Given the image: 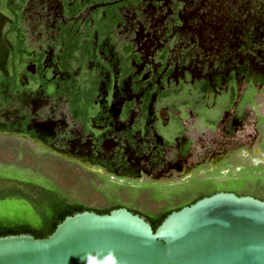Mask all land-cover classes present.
I'll list each match as a JSON object with an SVG mask.
<instances>
[{
  "label": "flooded vegetation",
  "instance_id": "af4514ba",
  "mask_svg": "<svg viewBox=\"0 0 264 264\" xmlns=\"http://www.w3.org/2000/svg\"><path fill=\"white\" fill-rule=\"evenodd\" d=\"M140 1L120 6L121 20L113 31L125 21L124 8ZM150 1L151 5L159 2ZM10 2L0 0V109L5 108L6 113L0 118V136L18 137L38 151L74 160L94 175L109 174L116 178V185L145 186L165 192L176 185L179 194L188 193L179 205L219 189L262 197L258 193L262 191L216 188L212 176H197L198 171L220 172L221 168L238 164L230 161L233 151L210 145L198 134L192 137L187 127L191 121L204 124L214 119L207 124L224 135H232L240 128L247 118L244 101L249 99V87L264 85V49L260 50L259 60L251 51L234 60L232 55L220 59L217 55H224L220 54L224 45L236 55L237 44L232 39L236 36L226 32L230 29L234 33L232 26L225 21L215 24L213 18L201 14L195 21L183 17L172 23L183 25L184 47L196 48L195 56L185 54L183 48L182 54L173 58L170 25L164 33L135 34L133 41L117 42L115 33L110 35L111 40L97 32L82 33L81 39L88 37L90 47L68 51L64 47L68 35L61 34L62 27L73 28L76 23L83 27L93 10L105 3L92 2L69 16L65 3L57 0L66 19H59L50 48L30 50L25 45L20 18L12 26L13 18L6 6ZM86 7H90L89 15L74 18ZM69 22L71 25L66 24ZM90 25L92 28V22ZM20 30L23 41L19 45ZM258 34L264 37V31ZM223 40L229 42L225 44ZM126 44L131 46L128 50L124 49ZM252 45L248 47L254 50ZM20 46L28 52L20 50ZM80 52L84 57L77 58ZM75 82L83 87L84 94L76 99L70 91ZM241 82L245 88L238 92ZM185 98L191 99L190 107L184 102L176 105ZM220 102L225 106L219 107ZM252 150L247 156L263 163L264 151L257 152L256 146ZM0 179L10 181L0 185V193L12 183L17 186L20 180L3 174ZM256 185L246 184L248 189ZM195 186L197 189L191 193ZM99 189L108 196L112 193ZM122 205L128 209L141 206L125 202Z\"/></svg>",
  "mask_w": 264,
  "mask_h": 264
},
{
  "label": "rangeland",
  "instance_id": "374dc122",
  "mask_svg": "<svg viewBox=\"0 0 264 264\" xmlns=\"http://www.w3.org/2000/svg\"><path fill=\"white\" fill-rule=\"evenodd\" d=\"M263 1L264 0H159L156 5H151L150 0H142L134 4H129L124 8L123 16L125 21L118 24L115 28V39L117 42L125 39L133 41L135 34L143 35V33L149 32L164 33L165 27L170 25L173 27L171 31L173 37L169 44L171 46L173 58H175L181 55L182 52L180 51L185 48L186 42L184 39L186 37L184 34L186 32L183 30L182 24L173 25V21L175 22V20L178 19L183 20V17L194 18L195 21L197 17L199 18L200 15L203 14V16L213 18L215 24H219L220 21L227 22V25L231 24L234 33H231L230 29L226 32L235 34L236 36L235 38L232 37L233 41L237 44L235 47L236 55L233 56L234 51L229 50L226 48L227 46L224 45L220 52V54L224 53V55H217L220 59H227L229 58L228 55H232V59L234 60L241 54L245 56V54H247L246 52L251 51L255 59L259 60L262 59L260 50L261 48L264 49V37L262 36L261 38L259 34L258 36L256 34L258 31H264V7L261 6ZM89 13L90 7H86L74 18L83 19L85 16L89 15ZM59 19H66V17L62 15V9L61 6L57 4V0H24L22 3L19 25L25 33L26 47L30 50L36 48H50L53 43V36L56 33V26ZM219 32H222L221 29ZM136 37L137 36H135V38ZM249 39L252 41H249ZM224 42L226 44L229 41L223 40V43ZM248 45H252L254 50H251ZM231 48L234 47L231 46ZM184 53L189 54V56L194 54L195 56L196 48H191L189 46L187 49L185 48ZM244 88L245 83L241 82L238 84V92H242ZM249 89V99L244 101L247 107V118L244 123L240 124V128L236 130L234 134L224 135L218 131L217 128L215 129L214 125L212 126L206 123L200 124V122L197 121L193 123L191 121L187 128L192 137L195 138L198 134L210 145H214L215 147L221 146L226 148V150L233 151L230 161L233 160L238 164L230 168H221L220 172H218V169L213 172L198 171L197 176H212V184L216 185V188H237L245 192L258 190L262 191L258 193L264 195V162L258 163L253 158L251 159L247 156V153L249 151L251 152L252 148H255V146L257 147V152H259V149L264 151V85L254 84L249 87ZM61 106H63V103ZM66 109L67 107H64L65 111ZM5 114V108H1L0 118ZM4 142L6 144L13 142V144L19 146V149H25L30 152V154H33V151H38L28 142L20 140L18 137H7ZM4 148H7L5 144ZM20 162L21 160L15 163H6L0 160V174L19 178L20 180H17L18 187L29 188V185H27L25 181L45 185L51 184L50 180L31 170V168L23 166L22 162ZM70 163L73 167H80L74 160H70ZM82 170L84 169H81V171ZM88 173L90 174L91 172L88 171L87 174ZM82 174L85 176L86 172L83 171ZM91 179L96 189L102 188L106 192L108 191V187L112 185L109 191L110 193L111 191L115 192L116 196L114 198L109 197L110 201H117L119 199L125 203L141 205L138 206V208L147 211V213H152V206L161 207L162 205L175 206L182 204V201L185 200L188 194L186 193L184 196L179 194V189H176V185L168 189L167 192L163 190H154L145 186L127 187L119 184L116 185L114 184L117 182L116 178L111 177L109 174L105 176L92 174ZM9 182L10 181H6L4 184L7 185ZM252 182L257 185L248 189L246 184ZM196 187L197 186H195V189H190V192L193 193V191L197 189ZM168 192H170L171 195L169 193L168 197H164ZM0 218L4 221L28 220L33 223L37 220V216L29 203L16 195L0 197Z\"/></svg>",
  "mask_w": 264,
  "mask_h": 264
},
{
  "label": "water",
  "instance_id": "95a60500",
  "mask_svg": "<svg viewBox=\"0 0 264 264\" xmlns=\"http://www.w3.org/2000/svg\"><path fill=\"white\" fill-rule=\"evenodd\" d=\"M5 180L0 179V185ZM264 264V199L219 189L170 210L155 226L125 206L66 215L46 236L0 235V264Z\"/></svg>",
  "mask_w": 264,
  "mask_h": 264
},
{
  "label": "trees",
  "instance_id": "16d2710c",
  "mask_svg": "<svg viewBox=\"0 0 264 264\" xmlns=\"http://www.w3.org/2000/svg\"><path fill=\"white\" fill-rule=\"evenodd\" d=\"M23 1L24 0H12V2L6 4L13 18V27H15L14 25L17 23L16 19L21 16ZM97 1L104 2L105 4L93 10L91 16L85 19L83 27H79L78 23L74 24L75 27L73 28H70L68 25L62 27L61 34L68 35V37L65 38L64 44V47L67 46L66 48L68 51H83L90 47V43H88L90 40L88 37L83 40L81 39L82 33L91 35L97 32L99 34H104L106 39L111 40L112 36L110 35L114 33L113 29L115 25L121 20L119 12L120 6L132 0H62L66 5L65 13L69 16L77 14L84 6ZM101 10H104V12ZM90 22H92V28ZM66 24L71 25V22ZM19 32L18 44L20 45L23 41V33L21 30ZM130 47V45L126 44L124 49L128 50ZM19 49L28 52V49L25 50L22 46H20ZM76 55L78 56L77 58L84 57L83 52ZM82 89L83 87L75 82V84L70 87L71 96L76 99L84 95L81 94V92H83ZM6 138L7 137H0V160L6 163H15L21 160L23 166H27V168H31V170L41 174L46 179L50 180L51 184L45 185L25 181V183L29 185V188L18 187L15 184H11L4 192L0 193V197L16 195L27 201L37 216L35 223L28 220L4 221L0 218V235L24 232L30 233L35 237L46 236L50 234L57 223L68 214L83 209L102 213L108 212L114 207L124 206L122 205L123 201L119 199L117 201L109 200V197L113 198L116 195L115 192H112L111 195L108 196L100 189H96L91 179L94 173L88 169L81 165L80 167H73L70 165V160L57 156L51 152L33 151V154H30V152L25 149H19V146L13 144V142L6 144L4 142ZM4 144L7 148H4ZM28 146L26 147L30 148ZM81 169L84 170L81 171ZM83 171L86 172L85 176L82 174ZM88 171L91 172V175L89 173L87 174ZM112 195L113 197H111ZM260 198L264 199V195ZM180 206L182 205L172 207L171 209L152 206V213H147V211H143L137 207H131L130 210L144 216V218L151 223L152 227L155 228L170 210Z\"/></svg>",
  "mask_w": 264,
  "mask_h": 264
},
{
  "label": "clouds",
  "instance_id": "9594fccd",
  "mask_svg": "<svg viewBox=\"0 0 264 264\" xmlns=\"http://www.w3.org/2000/svg\"><path fill=\"white\" fill-rule=\"evenodd\" d=\"M81 264H98L97 256L93 252H86L81 258ZM103 264H120L117 256L109 250L103 258Z\"/></svg>",
  "mask_w": 264,
  "mask_h": 264
},
{
  "label": "crops",
  "instance_id": "0c3cea01",
  "mask_svg": "<svg viewBox=\"0 0 264 264\" xmlns=\"http://www.w3.org/2000/svg\"><path fill=\"white\" fill-rule=\"evenodd\" d=\"M83 71V70H82ZM192 92V91H191ZM193 93V92H192ZM182 102H184L185 103V105L187 106V107H190L191 106V99H189V98H185L184 100H182V99H180V100H178L177 102H175L176 103V105L177 104H180V103H182ZM223 106H225V104L223 103V102H220V104H219V107H223ZM213 122L214 121V119L212 120V119H209V120H207V121H205V123L207 124V122ZM204 123V124H205ZM262 131H263V129H262Z\"/></svg>",
  "mask_w": 264,
  "mask_h": 264
}]
</instances>
